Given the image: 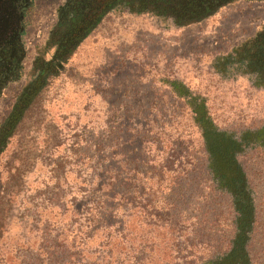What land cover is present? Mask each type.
<instances>
[{"label": "rangeland", "instance_id": "rangeland-1", "mask_svg": "<svg viewBox=\"0 0 264 264\" xmlns=\"http://www.w3.org/2000/svg\"><path fill=\"white\" fill-rule=\"evenodd\" d=\"M35 2L24 22L16 68L0 83L1 126L49 63L0 144V264H46V256L60 254L75 232L92 239L80 264H116L115 256L122 264L132 256L146 257L149 264H185L204 253L188 244L203 243L197 227L206 209H198L189 187L175 193L171 184L187 182L185 172L205 154L168 84L173 79L207 97V110L223 130L264 128V88H252L244 77L220 80L209 68L217 54L264 41V0L192 3L165 13L141 0H123L72 44L57 68L54 54L73 24L58 17L59 0ZM251 154L248 193L259 220L250 224L247 246L254 256L264 247V151ZM96 170L121 199L120 209L103 207L113 220L96 219L92 211L100 205L91 189ZM227 205L215 207L223 212L219 239L210 244L214 251L234 232L236 216ZM88 222L104 232L91 233ZM112 237L124 242L118 252L103 245Z\"/></svg>", "mask_w": 264, "mask_h": 264}, {"label": "trees", "instance_id": "trees-1", "mask_svg": "<svg viewBox=\"0 0 264 264\" xmlns=\"http://www.w3.org/2000/svg\"><path fill=\"white\" fill-rule=\"evenodd\" d=\"M141 1L142 5L148 4L158 11L166 12L167 4L164 1ZM209 68L211 74L218 76L220 80L244 77L252 88H264V41L241 44L232 47L224 54H217L210 60ZM174 81L173 79L170 80L169 88L173 93L178 94V99L182 100V106L186 109L185 115L189 119V133H192V130L196 128L201 140V148L203 147L202 152L205 154L203 161L201 159L196 160L195 165L188 172H185V176L189 179L187 182L183 183L181 180L175 179L171 184V191L175 193L189 187V190H192L189 194L198 196L197 199L200 202L197 204L198 209H206L205 212L207 213V218L203 217L205 219L204 224L199 223L201 222L199 221L197 227V230H201L202 235L205 236V239L202 238L203 243L188 244L193 252L202 250L204 253L190 258L185 256L189 258L185 264H264V247L253 256L249 246H247L250 224L258 222L259 219L255 220L254 218L252 195L248 193L250 187H248L249 181L246 173V169L249 167L248 162L253 161L251 152L257 150V153L260 154L264 151V128L262 126L241 134L219 128L207 110L206 100L208 98L194 94L188 91L187 87H181ZM177 87L182 92H176ZM31 97L32 95L26 99L18 98L10 112L3 118L0 126V144L20 119L24 107ZM197 153L199 154V151ZM188 156L194 159L193 155L188 154ZM208 177L211 178V181L205 185L203 181ZM107 183V180L98 173V170L94 171L91 189L92 194L96 196V202L100 204L92 207L96 219L98 217L114 219L111 214L107 216L104 214L103 207H107L109 204H114V209L121 208L120 197L117 194L112 196L111 191L107 190L110 189L111 185ZM226 200L231 205L229 209L231 208L236 216L233 223L234 232L232 238L225 243V247H222L221 250L215 247L214 251L210 244L219 239V230H217L219 222L217 219L223 212L215 207L226 204V209H228ZM178 202L180 203V201ZM211 212L213 214L209 215ZM88 225L91 226L89 229L91 233L104 232L105 228L95 227V222H88ZM75 235L76 232L69 238L70 240H65L67 242L64 243L70 245L63 247L60 254L46 256V264H80L79 256L84 254L83 251L85 252L87 243L92 242L90 241L92 239L89 237L79 238ZM200 239L197 238V241ZM100 242L103 243L102 240ZM107 244L116 252L124 247L121 237H112L109 241L105 240L103 245L106 246ZM197 246L202 247L198 248ZM115 259L116 264H122L117 256ZM146 261H148L146 257L141 259L132 256L129 264H144ZM145 264L149 263L146 262Z\"/></svg>", "mask_w": 264, "mask_h": 264}, {"label": "flooded vegetation", "instance_id": "flooded-vegetation-1", "mask_svg": "<svg viewBox=\"0 0 264 264\" xmlns=\"http://www.w3.org/2000/svg\"><path fill=\"white\" fill-rule=\"evenodd\" d=\"M36 0H0V83L4 79L5 73L15 69L16 57L21 55V37L24 33V22L30 16L35 6ZM123 0H59L56 12L60 19H71L72 27L68 31L62 46L54 54L53 66L58 67L59 59L65 55L72 44L83 34H85L92 24L100 18L111 6L121 3ZM157 1V0H154ZM167 4L166 12H174L175 7L180 9L192 3H214L226 0H158ZM176 2L182 5L177 6ZM184 3V4H183ZM207 7L204 5L203 8ZM49 64V63H48ZM45 64L44 69L38 76L31 80L20 98L35 94L43 73L50 69Z\"/></svg>", "mask_w": 264, "mask_h": 264}]
</instances>
